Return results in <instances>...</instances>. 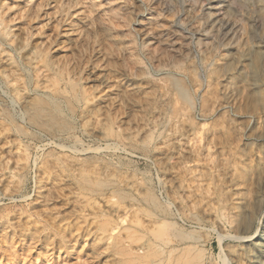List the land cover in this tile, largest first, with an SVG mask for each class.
I'll return each mask as SVG.
<instances>
[{
  "label": "rangeland",
  "instance_id": "374dc122",
  "mask_svg": "<svg viewBox=\"0 0 264 264\" xmlns=\"http://www.w3.org/2000/svg\"><path fill=\"white\" fill-rule=\"evenodd\" d=\"M0 264H264V0H0Z\"/></svg>",
  "mask_w": 264,
  "mask_h": 264
},
{
  "label": "bare ground",
  "instance_id": "6f19581e",
  "mask_svg": "<svg viewBox=\"0 0 264 264\" xmlns=\"http://www.w3.org/2000/svg\"><path fill=\"white\" fill-rule=\"evenodd\" d=\"M115 4V3H114ZM38 5L37 3L34 5V8L37 9ZM254 236V235H253ZM263 237V236H262Z\"/></svg>",
  "mask_w": 264,
  "mask_h": 264
}]
</instances>
